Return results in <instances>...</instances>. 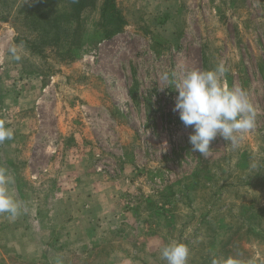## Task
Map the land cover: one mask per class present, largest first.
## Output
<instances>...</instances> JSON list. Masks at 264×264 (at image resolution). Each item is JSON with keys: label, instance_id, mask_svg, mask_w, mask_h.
Wrapping results in <instances>:
<instances>
[{"label": "rangeland", "instance_id": "obj_1", "mask_svg": "<svg viewBox=\"0 0 264 264\" xmlns=\"http://www.w3.org/2000/svg\"><path fill=\"white\" fill-rule=\"evenodd\" d=\"M31 4L0 0V121L49 232L33 255L0 264H167L173 239L187 264H264V0H116L120 31L72 59L41 46ZM99 4L83 10L85 36ZM220 63L255 124L236 147L217 137L204 157L173 111L175 83Z\"/></svg>", "mask_w": 264, "mask_h": 264}, {"label": "clouds", "instance_id": "obj_2", "mask_svg": "<svg viewBox=\"0 0 264 264\" xmlns=\"http://www.w3.org/2000/svg\"><path fill=\"white\" fill-rule=\"evenodd\" d=\"M10 55L20 60L17 46L9 48ZM227 71L220 63L214 70L196 68L184 71L175 90L174 112L186 128L191 127L189 142L192 152L207 157L210 145L217 137L238 146V139L254 127L255 112L246 90L242 87H227L221 77ZM164 81L173 83L170 74L164 72ZM13 130L0 121V143L13 138ZM14 178L0 167V215L15 219L20 215L22 204L16 199L11 188ZM190 250L186 244L175 239L170 240L161 249L160 255L167 264H187ZM211 264H240L233 256L214 257Z\"/></svg>", "mask_w": 264, "mask_h": 264}, {"label": "trees", "instance_id": "obj_3", "mask_svg": "<svg viewBox=\"0 0 264 264\" xmlns=\"http://www.w3.org/2000/svg\"><path fill=\"white\" fill-rule=\"evenodd\" d=\"M59 2V6L55 5ZM96 0H44L42 5L38 0H32L35 5L30 24L39 38L41 46L52 45L57 53L70 59L79 55V51L85 44L94 45L100 40L109 38L120 31L122 17L116 4V0H100L99 18L93 25L92 36H85L86 23L83 10L94 7ZM160 208L168 199L160 201Z\"/></svg>", "mask_w": 264, "mask_h": 264}, {"label": "crops", "instance_id": "obj_4", "mask_svg": "<svg viewBox=\"0 0 264 264\" xmlns=\"http://www.w3.org/2000/svg\"><path fill=\"white\" fill-rule=\"evenodd\" d=\"M5 126L7 127L6 124ZM13 138L0 143V167L5 168L14 178L11 188L16 199L21 202L22 210L14 220L7 215H0V255L14 252L15 255L26 256L33 255L37 249L43 248L42 237L48 234L49 226L46 216L40 210L34 209L33 200L21 191L15 173L16 157L12 154L17 148Z\"/></svg>", "mask_w": 264, "mask_h": 264}]
</instances>
